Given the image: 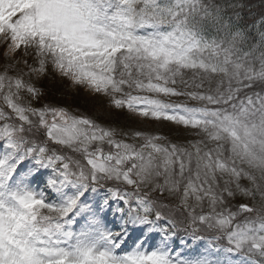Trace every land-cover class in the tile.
I'll use <instances>...</instances> for the list:
<instances>
[{
    "label": "snow or ice",
    "instance_id": "6c2138e0",
    "mask_svg": "<svg viewBox=\"0 0 264 264\" xmlns=\"http://www.w3.org/2000/svg\"><path fill=\"white\" fill-rule=\"evenodd\" d=\"M0 264H264V0H0Z\"/></svg>",
    "mask_w": 264,
    "mask_h": 264
},
{
    "label": "rangeland",
    "instance_id": "374dc122",
    "mask_svg": "<svg viewBox=\"0 0 264 264\" xmlns=\"http://www.w3.org/2000/svg\"><path fill=\"white\" fill-rule=\"evenodd\" d=\"M43 87L47 90V100L63 104L75 111L84 112L98 123L102 125H111L112 127L126 131H144L151 134H160L168 137L173 141L183 142L186 139H192L191 130L179 128L166 121H155L150 118H141L135 116L128 111H116L106 105L102 98L92 97L83 89L77 91L68 86L67 82L58 80H46L43 82ZM163 99L174 102H185L195 104L196 102L188 100L186 97H162ZM202 235L210 236V233H201ZM206 248V243L198 241L192 249L186 251L203 252Z\"/></svg>",
    "mask_w": 264,
    "mask_h": 264
}]
</instances>
